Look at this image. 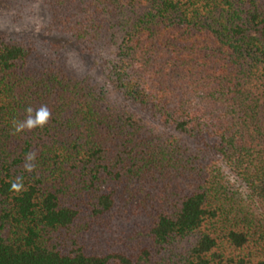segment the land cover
<instances>
[{
	"label": "trees",
	"instance_id": "16d2710c",
	"mask_svg": "<svg viewBox=\"0 0 264 264\" xmlns=\"http://www.w3.org/2000/svg\"><path fill=\"white\" fill-rule=\"evenodd\" d=\"M24 1L106 80L0 34V264H264V0Z\"/></svg>",
	"mask_w": 264,
	"mask_h": 264
},
{
	"label": "rangeland",
	"instance_id": "374dc122",
	"mask_svg": "<svg viewBox=\"0 0 264 264\" xmlns=\"http://www.w3.org/2000/svg\"><path fill=\"white\" fill-rule=\"evenodd\" d=\"M48 24L49 14L41 1L0 2V34H6L12 38L30 39L43 54L57 50V53L66 58L68 67L79 77H88L93 81L105 83V75L95 56L71 38L51 32ZM133 109L145 115L139 108L133 107ZM135 221L133 219L129 221L130 224L128 222L117 224L112 231L124 239L135 226L137 227Z\"/></svg>",
	"mask_w": 264,
	"mask_h": 264
},
{
	"label": "clouds",
	"instance_id": "9594fccd",
	"mask_svg": "<svg viewBox=\"0 0 264 264\" xmlns=\"http://www.w3.org/2000/svg\"><path fill=\"white\" fill-rule=\"evenodd\" d=\"M26 117L22 121L13 122L14 133H21L25 130L31 131L33 129H43L48 123L51 112L46 105H41L39 108L33 109L31 106L26 108ZM35 159L34 154H29L25 158V169L31 172L34 168L32 161ZM21 187L19 182H14L11 185L13 191H18Z\"/></svg>",
	"mask_w": 264,
	"mask_h": 264
}]
</instances>
